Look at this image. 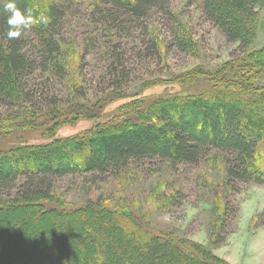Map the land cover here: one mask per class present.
<instances>
[{
    "label": "trees",
    "instance_id": "trees-1",
    "mask_svg": "<svg viewBox=\"0 0 264 264\" xmlns=\"http://www.w3.org/2000/svg\"><path fill=\"white\" fill-rule=\"evenodd\" d=\"M75 1L78 0H38V8L34 0H16L18 7L30 10L38 22L15 39L7 36L8 13L0 3V129H7L0 134V141L34 131L52 133L60 118L70 114L59 108V99L53 96L56 89L51 75L62 79L68 75L62 62L65 40L60 37L59 26L64 9ZM259 1L198 0L206 18L229 40L240 42L245 35L250 39L256 36L252 37L253 15L257 14L255 6ZM164 3L165 0H106L95 4L105 13L104 23L109 27L117 26L119 32L144 29L149 39L143 53L150 51L149 55L160 61L149 25L143 26L141 21L155 9L173 17ZM40 17L46 22H40ZM172 32L174 38L181 33ZM116 49L109 44L105 50L110 60ZM253 52H257L255 62L249 54L243 58L248 64L236 66L241 70L239 78L214 75L208 79L210 87L206 92L153 99L143 109L142 125L125 121L121 126L97 127L83 138H55L45 144L0 149V217L6 212L7 223L12 225L0 227V242L5 233L12 239L18 231V241L22 240L14 248L0 245V264H229L210 250H197V255L191 251L196 250L193 246L176 235L165 239L150 233L116 201L102 206L100 201L86 200L74 206L55 195L54 189L56 181L69 175L115 176L130 163L146 159L192 165L212 152L222 155L227 186L235 181L264 184V64L257 62H264V46ZM114 70L119 71L117 67ZM36 71L45 75L43 81L32 78ZM121 73L116 72V77L120 78ZM115 83L112 85L118 87V81ZM223 106L226 107L222 109ZM29 211L30 216L22 221ZM49 213L56 218H84L62 229L67 242L79 244L71 247L68 257L60 240L54 239L53 244L45 237L33 236L34 225L39 231H47L43 224ZM98 217L104 218L99 221L105 227L95 221ZM123 220L126 228L119 224ZM97 233L101 234L93 236ZM30 236L42 249L26 253L24 242ZM79 252L81 255H77ZM87 255L93 258L89 261Z\"/></svg>",
    "mask_w": 264,
    "mask_h": 264
},
{
    "label": "rangeland",
    "instance_id": "rangeland-1",
    "mask_svg": "<svg viewBox=\"0 0 264 264\" xmlns=\"http://www.w3.org/2000/svg\"><path fill=\"white\" fill-rule=\"evenodd\" d=\"M105 2L75 1L64 9L60 20V37L65 40L62 62L68 75L63 79L51 75L56 89L53 96L59 99V108L70 114L60 118L54 132L34 131L10 137L0 141V149L45 144L55 138H83L97 127L121 126L125 121L142 125L143 109L148 108L153 99L206 92L210 87L208 79L214 75H226L230 80L239 78L241 70L236 66L248 64L243 58L249 54L255 62L257 52L253 51L264 44V0L255 6L257 14L253 15L252 34L255 38L245 35L241 42L229 40L207 19L198 0H165V10L173 17L155 9L141 21L143 26L149 25L150 37L159 48V61L149 55L150 51L143 53L149 39L144 29L119 32L117 26L109 27L104 23L105 13L95 3ZM34 3L41 7L38 0ZM172 30L181 33H176L174 38ZM109 44L117 47L112 60L105 53ZM257 62L264 64L261 60ZM115 67L119 71H115ZM116 72H122L120 78L116 77ZM32 78L43 81L45 75L36 71ZM116 81L118 87L112 85ZM256 85L260 86L258 82ZM5 131L6 128L0 129V134ZM226 180L222 155L212 152L192 165L146 159L130 163L115 176L69 175L56 181L54 193L74 206L86 200L100 201L102 206L116 201L138 225L161 238L178 236L193 246L196 250L191 251L197 255V250L203 249L229 264H264V184L235 181L227 186ZM31 212L24 213L21 220ZM7 217L3 212L0 227H12ZM100 219L104 218L98 217L95 221ZM73 221L83 222L84 218H56L49 213L43 224L46 232L39 231L38 225L31 230L33 236L45 237L50 243L60 240L68 257L71 247L79 244L67 242L62 237V229L74 226ZM125 223L123 220L119 224L126 228ZM99 224L101 228L106 226L101 221ZM127 224L139 230L136 225ZM8 236L4 234L0 245L5 243L14 248L22 242L18 241L20 231L12 239ZM33 236L24 242L26 253L42 249L37 247ZM111 246L118 251L115 242ZM123 246L127 251V246ZM140 253L143 254V250ZM8 256L12 258V253ZM89 258L93 256L87 255Z\"/></svg>",
    "mask_w": 264,
    "mask_h": 264
},
{
    "label": "clouds",
    "instance_id": "clouds-1",
    "mask_svg": "<svg viewBox=\"0 0 264 264\" xmlns=\"http://www.w3.org/2000/svg\"><path fill=\"white\" fill-rule=\"evenodd\" d=\"M3 3V9L8 13L6 23L8 25L7 36L15 39L21 36L22 32L38 22L31 11L18 7L16 0H0ZM40 22H46L45 18L40 17Z\"/></svg>",
    "mask_w": 264,
    "mask_h": 264
},
{
    "label": "crops",
    "instance_id": "crops-1",
    "mask_svg": "<svg viewBox=\"0 0 264 264\" xmlns=\"http://www.w3.org/2000/svg\"><path fill=\"white\" fill-rule=\"evenodd\" d=\"M262 46H264V44H263ZM262 46H261V47H262Z\"/></svg>",
    "mask_w": 264,
    "mask_h": 264
}]
</instances>
